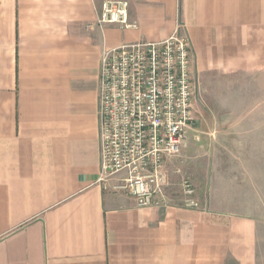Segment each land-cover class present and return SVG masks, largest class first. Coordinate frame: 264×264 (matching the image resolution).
<instances>
[{"label": "crops", "instance_id": "0c3cea01", "mask_svg": "<svg viewBox=\"0 0 264 264\" xmlns=\"http://www.w3.org/2000/svg\"><path fill=\"white\" fill-rule=\"evenodd\" d=\"M123 1L133 28L100 25L105 0H0V264H256L258 160L213 176L198 209L138 208L99 179L98 75L105 50L177 30L198 80L263 85L264 0ZM240 113L264 132V112Z\"/></svg>", "mask_w": 264, "mask_h": 264}, {"label": "built area", "instance_id": "2783aa9c", "mask_svg": "<svg viewBox=\"0 0 264 264\" xmlns=\"http://www.w3.org/2000/svg\"><path fill=\"white\" fill-rule=\"evenodd\" d=\"M98 23L135 27L123 0H105ZM191 56L188 39L177 30L164 41L125 44L101 55L99 179L125 174L113 190L129 195L138 208L168 205L167 166L181 155L194 121ZM181 190L182 206L198 209L189 179L182 180Z\"/></svg>", "mask_w": 264, "mask_h": 264}, {"label": "rangeland", "instance_id": "374dc122", "mask_svg": "<svg viewBox=\"0 0 264 264\" xmlns=\"http://www.w3.org/2000/svg\"><path fill=\"white\" fill-rule=\"evenodd\" d=\"M194 79V121L192 130L187 135L192 134L193 148H184L181 155L168 164L167 195L175 200H182L181 182L189 179L194 189V199L200 208L199 199L213 176L218 174L226 180H234L236 176L241 179L247 169L244 162L247 157H254L253 161L259 162V177L263 178L258 182L252 179L255 184L251 180L244 182L249 187L253 184L256 187V183L259 185V195L252 199V203L258 205L260 211L256 264H264V147L257 149L255 144L258 137L261 138L259 141H264V132L258 134L245 131L250 128L241 127L243 122L238 116L240 112H264V100H256L257 97L264 96V84L256 85L246 77L232 80L216 74L198 80L194 73ZM232 113L236 116L233 118L236 122L231 121ZM257 166L250 164L249 167L256 172ZM255 172L253 177L256 176ZM125 177V174L120 173L115 176L113 183L117 184Z\"/></svg>", "mask_w": 264, "mask_h": 264}]
</instances>
